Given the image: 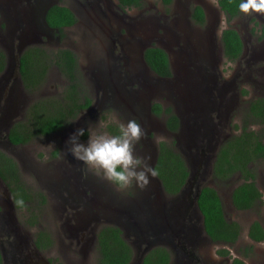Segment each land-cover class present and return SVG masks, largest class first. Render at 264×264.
Listing matches in <instances>:
<instances>
[{
	"label": "rangeland",
	"instance_id": "obj_1",
	"mask_svg": "<svg viewBox=\"0 0 264 264\" xmlns=\"http://www.w3.org/2000/svg\"><path fill=\"white\" fill-rule=\"evenodd\" d=\"M42 1L0 0V49L6 54L0 74V151L15 162L26 196L24 207L16 208L10 186L0 180V218L19 225L32 241L41 230L47 243L45 251L39 250L43 264H98L96 233L103 225L121 230L132 249L129 264H142L144 254L155 247L169 252V264H230L234 257L247 264H264V241L254 243L246 236L255 220L264 229V161L250 163L262 198L249 210H236L231 203V191L243 179L234 174L221 180L213 173L219 147L242 127L264 142V124L248 116L250 102L264 99V14L239 11L228 19L218 0H173L169 7L161 0H141L142 6L133 9H120L116 0H52L70 8L79 19L60 39L55 29L43 31L38 26L35 16L46 3ZM193 6L204 12L202 25H194L190 18ZM229 27L244 44L235 61L226 60L222 53L221 32ZM22 43L26 45L20 51ZM31 45L75 52L91 104L62 130L13 145L7 140L11 126L17 122L27 126L30 106L40 100H60L66 86V79L52 67L35 91L23 87L15 64ZM149 46L166 51L171 77L155 75L144 63L143 50ZM115 60L122 64L113 77L111 69L105 71V63L115 64ZM153 103L173 110L180 122L177 131L167 130L165 117L151 111ZM114 117L140 123L146 133L140 154L149 156L152 166L158 143L174 142L189 169L181 192L166 194L155 177L144 191L134 188L120 193L84 175L82 165L66 155V141L75 128L92 121L114 134L109 130V126L117 129ZM86 139L87 133L81 137ZM202 186L217 191L226 219L240 225L235 244L204 237L201 217L188 207L189 198ZM221 248L227 256L216 253Z\"/></svg>",
	"mask_w": 264,
	"mask_h": 264
},
{
	"label": "trees",
	"instance_id": "obj_2",
	"mask_svg": "<svg viewBox=\"0 0 264 264\" xmlns=\"http://www.w3.org/2000/svg\"><path fill=\"white\" fill-rule=\"evenodd\" d=\"M121 9L140 8L141 0H116ZM169 5L171 0H161ZM241 0H218L219 8L228 19L239 13ZM191 20L202 24L204 12L200 6L191 11ZM77 18L66 6L54 4L45 14L46 24L62 34L64 27L72 26ZM264 33V30H263ZM222 53L226 60L235 61L243 52V42L239 33L232 28L221 32ZM143 59L149 69L161 78L172 76L171 65L166 51L157 46H149L143 50ZM6 65V54L0 49V74ZM54 67L65 79L66 86L63 97L58 101L40 100L33 103L28 110V125L17 122L11 126L7 140L13 145L29 142L36 136H47L62 130L86 110L91 99L88 94V82L79 67L78 55L68 48L48 50L43 46H27L19 56L17 72L21 84L28 91H35L45 81L50 68ZM151 111L163 114L167 130L175 132L179 128V119L170 107L162 108L153 103ZM248 116L257 123L264 124V99H255L248 106ZM112 133L117 129L109 126ZM262 159L264 161V142L254 131L246 126L238 134L230 136L219 147L213 165V173L217 179L229 180L238 174L243 180L231 191V203L236 210H249L262 198L254 182V172L250 163ZM153 167L156 178L166 194L173 196L186 186L189 169L180 153L175 149L174 142L160 141ZM0 178L10 186V193L16 207L24 205L26 196L19 185L16 164L0 151ZM196 204L202 215L204 232L214 243L230 245L235 243L241 234V227L236 221L227 220L221 199L217 191L209 186H202L196 198ZM246 236L252 242L264 241V229L258 221L249 224ZM99 250L98 264H128L132 258L130 245L122 238L118 227L101 226L96 233ZM220 256H227L225 248L217 249ZM170 255L164 247L150 249L142 257V264H169ZM230 264H246L242 259L234 257Z\"/></svg>",
	"mask_w": 264,
	"mask_h": 264
},
{
	"label": "clouds",
	"instance_id": "obj_3",
	"mask_svg": "<svg viewBox=\"0 0 264 264\" xmlns=\"http://www.w3.org/2000/svg\"><path fill=\"white\" fill-rule=\"evenodd\" d=\"M239 11L244 14H264V0H241ZM115 134L103 130L104 125L86 121L85 127L75 128L69 134L66 155L82 165L84 175H91L111 185L117 192L131 189L144 191L151 179L157 176L149 163L150 157L141 155V141L145 131L135 119L121 120L114 117ZM87 133L86 141L81 137Z\"/></svg>",
	"mask_w": 264,
	"mask_h": 264
},
{
	"label": "flooded vegetation",
	"instance_id": "obj_4",
	"mask_svg": "<svg viewBox=\"0 0 264 264\" xmlns=\"http://www.w3.org/2000/svg\"><path fill=\"white\" fill-rule=\"evenodd\" d=\"M172 3H173V0H171V3L169 5H166V6L169 7ZM194 7L195 6H193V8ZM127 9H133V8H127ZM72 12L74 13V11H72ZM75 16L77 18L76 22L74 24H72V26L64 27L62 30V34H58L60 39L63 38L65 30L69 29L70 27H74L75 25H78L79 19H78V16L76 14H75ZM190 16H191V13H190ZM192 22L194 25H202V24L194 22V21H192ZM243 50H244V44H243ZM114 63L115 64H110L109 62L107 64L105 63V65H106L105 71L110 72V69H111L112 70L111 74L113 75V77H114L115 68L120 71L122 62L120 63L119 60H115ZM102 70L103 69H99L97 71L99 72ZM124 74H126V71H124ZM98 82H99V84H102L101 78L98 79ZM99 88H101L100 85H99ZM114 88L116 89V83L115 82H114ZM162 108H165V107H162ZM161 115H163V114H161ZM157 152H158V146H157ZM0 180L2 181L1 178H0ZM4 195L6 198L7 195H6L5 191H4ZM0 200H1V197H0ZM12 202L15 206V202L13 201V199H12ZM24 202H25V200H24ZM23 207H24V205H22L20 207H16V208L21 209ZM9 224L11 226H9ZM0 231H1V235H0L1 237L5 234L4 235V237H5L4 241L0 240V264H43L42 260H39V257H40L39 256V250L45 251V249L47 247V243H46V239H43L45 235L41 233V230L37 231L38 234L35 236L34 241H32L30 238L24 236L19 225H17V224L15 225V223H13V224L9 223V221L5 220L4 218H0ZM204 237L206 239L210 240V238H208V236L207 237L204 236ZM80 240H82V239H79L78 241H80ZM87 243H88V241H86L85 245H87ZM235 243H233V244H235ZM36 248L38 249L37 253L35 252ZM230 263H231V261H230Z\"/></svg>",
	"mask_w": 264,
	"mask_h": 264
},
{
	"label": "water",
	"instance_id": "obj_5",
	"mask_svg": "<svg viewBox=\"0 0 264 264\" xmlns=\"http://www.w3.org/2000/svg\"><path fill=\"white\" fill-rule=\"evenodd\" d=\"M43 1H45L46 3H45V5L43 6V7H41V8H39V10L37 11V16H35L36 18H38V23H39V28H40V30H43V31H48V30H51L52 28H50L47 24H46V22H45V14H46V11H47V9L50 7V6H52V5H54V4H52V0H43ZM42 1V2H43ZM57 32H58V30L57 29H55ZM26 44H24V43H22L21 45H20V51H21V49L25 46ZM25 49V48H24ZM22 53V52H21ZM20 53V54H21ZM20 56V55H19ZM19 59V58H18ZM144 60V59H143ZM145 63V62H144ZM146 64V63H145ZM18 66V60H17V62H16V64H15V67H17ZM19 76V75H18ZM176 115V114H175ZM177 116V115H176ZM179 125H180V122H179ZM187 182H188V179H187ZM187 182H186V184H187ZM185 187V186H184ZM183 187V188H184ZM183 188H182V190H183ZM181 190V191H182ZM180 191V192H181ZM198 193H199V191H197L195 194H194V196H193V198H189L190 200L188 201V207H193V209L199 214V216L201 217V221H202V215H201V213H200V211H199V209H198V206H197V204H196V198H197V196H198ZM201 229H202V232L205 234V232H204V228H203V224H201ZM204 236H206V234L204 235ZM207 237V236H206Z\"/></svg>",
	"mask_w": 264,
	"mask_h": 264
}]
</instances>
